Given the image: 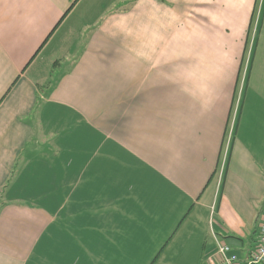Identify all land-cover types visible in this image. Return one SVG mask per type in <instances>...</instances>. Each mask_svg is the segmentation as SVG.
<instances>
[{
    "label": "crops",
    "instance_id": "1",
    "mask_svg": "<svg viewBox=\"0 0 264 264\" xmlns=\"http://www.w3.org/2000/svg\"><path fill=\"white\" fill-rule=\"evenodd\" d=\"M264 210V0H0V264L245 257Z\"/></svg>",
    "mask_w": 264,
    "mask_h": 264
},
{
    "label": "built area",
    "instance_id": "2",
    "mask_svg": "<svg viewBox=\"0 0 264 264\" xmlns=\"http://www.w3.org/2000/svg\"><path fill=\"white\" fill-rule=\"evenodd\" d=\"M209 264H264V210L257 228L254 248L245 256L239 257L226 243H217L216 250L208 256Z\"/></svg>",
    "mask_w": 264,
    "mask_h": 264
}]
</instances>
